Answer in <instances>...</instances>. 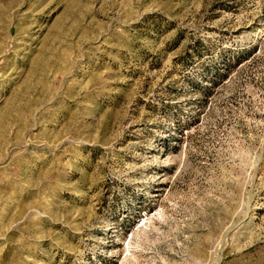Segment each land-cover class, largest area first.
Returning a JSON list of instances; mask_svg holds the SVG:
<instances>
[{"label": "rangeland", "instance_id": "1", "mask_svg": "<svg viewBox=\"0 0 264 264\" xmlns=\"http://www.w3.org/2000/svg\"><path fill=\"white\" fill-rule=\"evenodd\" d=\"M0 264H264V0H0Z\"/></svg>", "mask_w": 264, "mask_h": 264}]
</instances>
